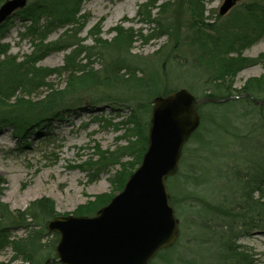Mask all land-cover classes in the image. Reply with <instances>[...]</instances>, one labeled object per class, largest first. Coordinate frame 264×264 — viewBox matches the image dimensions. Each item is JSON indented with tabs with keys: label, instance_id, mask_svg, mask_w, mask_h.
Instances as JSON below:
<instances>
[{
	"label": "rangeland",
	"instance_id": "obj_1",
	"mask_svg": "<svg viewBox=\"0 0 264 264\" xmlns=\"http://www.w3.org/2000/svg\"><path fill=\"white\" fill-rule=\"evenodd\" d=\"M147 1L84 0L81 14L85 17V24L77 38L83 45L93 46L91 31H97L99 23L101 36L108 41L115 37L114 28L118 26L132 28L135 33L141 31L144 35L150 34L156 24L142 22L138 17L140 5ZM224 1H203L204 17L208 22L219 16ZM3 2L0 1V5ZM164 2L158 1L153 10L154 16L157 18L161 15L162 21L166 16H172L177 29L182 30L181 35H175L176 39L173 40L163 35L152 38L147 43L136 39L131 51L135 56L134 60L138 62L135 64L138 67L147 66L169 81L166 88H160L161 92L165 89L176 91L185 88L195 97L201 98L209 90H206L203 79L192 72L193 50L185 40L189 19L186 5L183 0H174L170 1L168 11H161L159 6ZM250 2L251 0H238L237 5L222 18L229 19ZM27 24L15 15L5 28L2 41L8 44L9 54L18 57V60H22L33 50L30 39L21 37ZM65 30L66 28H60L52 32L47 40H57ZM177 39L183 41L179 42ZM69 52L70 50L53 52L38 65L60 67ZM263 52L264 35L244 49L243 55L255 58ZM81 61L86 63L84 55L81 56ZM90 63L95 70H102L106 60L97 55ZM259 77L264 78V64L239 71L234 85L241 88L249 78ZM69 78L70 74L67 72L60 76L53 75L48 81L53 89L62 90L69 83ZM48 92L49 88L44 87L32 95V98L41 99ZM93 92L94 97L83 96V104L80 108L77 107L79 109L63 114L61 119H51L38 127H31L25 138L16 136L12 127L0 129V178L5 180L1 200L11 210H25L36 200L50 198L59 213L73 214L79 206L94 201L97 195L116 196L119 193L114 190L111 179L123 167L114 163L98 171V163L101 162L98 149L117 152L119 148L128 145L131 136L128 128L132 127L127 124L129 111L122 105L111 107L115 104L112 100L115 95L111 90L96 89ZM90 100L106 102L93 105ZM203 110L207 113L209 107ZM238 114L230 112L224 121L226 127L214 135L203 130L202 121L198 129L201 136H192L185 145L179 173L167 181L169 194L180 220V238L173 248L158 254L151 264H185L188 261L193 264H218L220 244L217 240L222 232V225L227 229L228 224L236 220V243L250 255L253 264H264V227L250 229L240 226L238 221L242 217H228L218 208L225 205L228 209L224 211H232L230 207L236 205L232 200L238 192L235 170L240 166L246 172L248 164H245V157L252 156L254 160H260L264 154V150L260 148L264 132L260 127L253 130L252 127L242 125L245 117ZM150 117L151 113L148 125ZM131 160L133 158L124 157L121 164ZM41 223L34 225L41 228ZM13 232L18 237H25L27 234L24 228ZM48 233L46 241L58 240V234ZM0 262L20 264L22 261L14 259V252L10 247L0 252Z\"/></svg>",
	"mask_w": 264,
	"mask_h": 264
},
{
	"label": "trees",
	"instance_id": "obj_2",
	"mask_svg": "<svg viewBox=\"0 0 264 264\" xmlns=\"http://www.w3.org/2000/svg\"><path fill=\"white\" fill-rule=\"evenodd\" d=\"M28 1L26 8L19 10L16 16L28 23L21 37L30 39L33 46L30 54L25 55L22 60L11 56L8 44L2 41L7 23L11 19L0 26V129L12 127L16 136L25 138L31 127H38L51 119H61L63 114L79 109L83 104V96L94 97L93 91L96 89L111 90L115 95L112 97L115 104L111 107L122 105L128 108L130 118L127 124L132 125L128 128L131 136L128 145L119 148L117 152L98 149L101 161L98 163V171L109 164H120L122 170L111 179L114 190L120 192L129 176L141 164L147 150L148 117L153 98L173 92L169 89L160 91L161 87L166 88L169 81L163 79L157 71L147 66H136L135 63L138 62L134 60L135 56L131 52L133 44L136 39L147 43L150 39L163 35L173 40L176 39L175 35H181L182 30L177 29L176 22L170 15L163 21L161 15L156 18L153 10L160 0H148L140 5L138 17L142 22L156 24L150 34L144 35L141 31L135 33L132 28L118 26L114 28L115 37L108 41L102 38L99 23L98 30L91 31L94 45L85 46L77 38L85 24V17L81 14L84 0ZM164 1L159 9L168 11L170 1L174 0ZM203 1L183 0L189 16L186 26L188 35L185 40L193 50L192 72L203 79L206 90H209L203 97L227 100L200 107L202 128L210 135L220 133L226 127L224 121L232 112L245 117L242 125L252 127L253 130L260 127L264 132V122H261L264 121V106L253 102V98L264 100V78H249L241 88L234 85L239 71L256 64H264V52L255 58L243 55L244 49L264 35V0H251L229 19L218 16L212 22L204 17ZM60 28H66L65 32L57 40L49 42V35ZM66 50L70 52L65 56L62 66L48 68L38 65L47 55ZM83 55L87 60L85 64L81 61ZM97 55L106 60L102 70H95L89 65L91 59ZM67 72L70 78L66 87L62 90L53 89L48 79ZM44 87L49 88L47 95L41 99H33L32 95ZM234 96L239 98L229 99ZM92 100L90 101L93 105L106 102ZM208 107L209 111L204 112L203 109ZM199 134L198 130L193 137ZM260 148L264 150V138L260 141ZM124 157L133 160L121 164ZM245 159V164H248L246 172L240 166L235 168L238 192L232 202L236 205L230 207V212L224 211L228 209L225 205L218 208L228 217H242L238 221L240 226L263 228L264 154L260 160H254L252 156H246ZM4 183L5 180L0 178V252L11 247L14 259L22 261L20 264H45L48 258L56 257L57 243L56 239L45 240L49 235L47 224L61 213L56 210L55 203L50 198L36 200L25 210H11L1 200ZM113 197L114 195H97L94 201L79 206L73 214L93 216ZM37 222H42L41 228L35 227ZM236 222L237 220L228 224L227 229L222 225V232L217 240L220 244L218 264H253L250 255L236 243ZM19 228L27 231L25 237L13 235V231ZM185 264L193 263L188 261Z\"/></svg>",
	"mask_w": 264,
	"mask_h": 264
},
{
	"label": "water",
	"instance_id": "obj_3",
	"mask_svg": "<svg viewBox=\"0 0 264 264\" xmlns=\"http://www.w3.org/2000/svg\"><path fill=\"white\" fill-rule=\"evenodd\" d=\"M27 4L28 0H6L0 6V25ZM236 4L237 0H225L220 16ZM224 101L198 99L185 88L156 96L140 166L124 189L95 215H59L49 221L48 231L59 238L56 258L45 264H151L160 251L172 248L180 236V220L167 180L178 174L184 146L201 124L198 107ZM253 101L264 105V100Z\"/></svg>",
	"mask_w": 264,
	"mask_h": 264
}]
</instances>
